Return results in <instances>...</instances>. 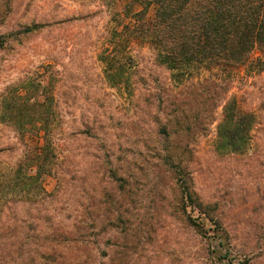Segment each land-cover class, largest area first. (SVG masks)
<instances>
[{"label": "rangeland", "instance_id": "rangeland-1", "mask_svg": "<svg viewBox=\"0 0 264 264\" xmlns=\"http://www.w3.org/2000/svg\"><path fill=\"white\" fill-rule=\"evenodd\" d=\"M129 1L0 0V264H264V74L243 69L232 85L256 117L246 152L216 151L221 109L179 148L196 203L220 225L202 230L163 158L177 142L161 124L171 73L135 48L125 90L99 60ZM44 102L53 174L27 187V155L44 140L23 128Z\"/></svg>", "mask_w": 264, "mask_h": 264}, {"label": "trees", "instance_id": "trees-1", "mask_svg": "<svg viewBox=\"0 0 264 264\" xmlns=\"http://www.w3.org/2000/svg\"><path fill=\"white\" fill-rule=\"evenodd\" d=\"M135 7L140 11L134 12ZM123 10L124 19L116 20L120 29L111 35L99 57L106 78L114 86L130 90L135 48L152 50L157 63L171 73L174 90L168 110L172 117L164 118L161 124L165 134L174 124L171 129H178L173 133L177 142L174 153L163 158L178 170V185L189 207L199 214V228L206 229L209 220L219 229L218 220H210L209 207L196 203L188 173L182 175L179 148L192 141L204 124L213 125L221 109L216 151L233 155L249 149L256 117L244 111L238 98L230 94L236 74L243 69L247 77L264 74V0H130ZM204 72L210 77L193 81ZM45 102L28 112L26 117L34 121L23 128L26 135L37 134L44 140L37 155H27V187L53 174L55 155Z\"/></svg>", "mask_w": 264, "mask_h": 264}]
</instances>
